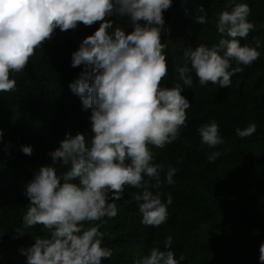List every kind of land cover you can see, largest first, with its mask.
Here are the masks:
<instances>
[{"label": "clouds", "instance_id": "1", "mask_svg": "<svg viewBox=\"0 0 264 264\" xmlns=\"http://www.w3.org/2000/svg\"><path fill=\"white\" fill-rule=\"evenodd\" d=\"M172 4L173 0H0V92L15 90L13 73L25 69L56 29L99 22L98 29L71 54V67L82 66V70L68 85L79 96L82 109L90 110L93 134L66 132L48 153L51 163L35 170L25 184L30 203L23 225H42L41 231L48 233L35 236L34 244L20 249L25 264H103L113 253L101 226L106 217L117 216L116 201L123 199L129 186L139 190L134 198L142 224L158 227L166 222L172 196L162 199L160 191H153L160 188L165 166L154 162L152 147L172 143L186 126L191 104L182 92L192 87L191 74L200 85L229 87L231 77L242 70L240 65H250L261 55L258 39L255 46L240 39L255 28L248 19L249 4L227 0L217 18L218 43L185 49L184 64L177 69L183 84L162 86L168 74L164 12ZM199 12L203 15H197L196 22L204 24L207 12L202 6ZM113 17H127L131 30L113 28ZM197 131L208 148L224 143L214 119ZM255 131L256 124L250 122L246 128H236L235 134L244 138ZM3 139L0 129V142ZM20 150L29 156L33 152L30 145H21ZM221 154L212 151L207 159L215 162ZM57 165L66 170L58 172ZM176 172L168 165L163 182L172 185ZM171 244L168 236L163 249L150 247L137 254L132 264H181L185 257L177 258ZM259 252L264 264V243Z\"/></svg>", "mask_w": 264, "mask_h": 264}, {"label": "trees", "instance_id": "2", "mask_svg": "<svg viewBox=\"0 0 264 264\" xmlns=\"http://www.w3.org/2000/svg\"><path fill=\"white\" fill-rule=\"evenodd\" d=\"M244 2L251 8L248 19L255 28L240 38L241 43L255 46L258 39L261 55L250 65H240L242 70L231 77L229 87L211 82L200 85L191 74L193 85L182 92L191 104L186 110V126L172 143L152 147L154 162L165 166L160 188L153 191H160L162 199L172 196L168 219L158 227L142 224L139 202L134 198L139 190L126 187L123 199L116 201L117 216L106 217L101 226L113 253L103 264H132L137 254L150 247L163 249L168 236L177 258L180 254L185 257L181 264H260L259 248L264 243V0ZM201 6L207 12L204 24L195 19L203 15ZM226 6L227 0H173L164 12L168 74L162 86L183 84L177 69L184 64L185 49L218 43L217 18ZM112 19L113 28L131 30L127 17ZM98 27L99 22L56 29L25 69L13 73L15 90L0 92V129L4 130L0 142V251L12 249L22 264L26 257L20 249L34 244L35 236L48 235L41 231L42 225H23L30 203L24 195L25 184L35 170L51 163L48 153L59 146L66 132L93 134L90 110L82 109L79 96L68 85L82 70V66L71 67V54ZM212 119L224 140L216 148L202 145L197 131ZM250 122L256 124L253 134L244 138L235 134L236 128H246ZM21 145L32 146V155L22 153ZM217 150L222 154L209 162L207 155ZM168 165L177 169L172 185L163 182ZM56 167L58 172L66 170Z\"/></svg>", "mask_w": 264, "mask_h": 264}, {"label": "rangeland", "instance_id": "3", "mask_svg": "<svg viewBox=\"0 0 264 264\" xmlns=\"http://www.w3.org/2000/svg\"><path fill=\"white\" fill-rule=\"evenodd\" d=\"M0 264H22L10 248H2L0 251Z\"/></svg>", "mask_w": 264, "mask_h": 264}]
</instances>
